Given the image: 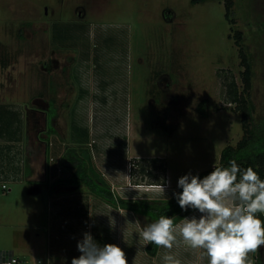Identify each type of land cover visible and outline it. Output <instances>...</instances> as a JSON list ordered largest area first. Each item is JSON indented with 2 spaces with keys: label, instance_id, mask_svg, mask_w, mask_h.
<instances>
[{
  "label": "rangeland",
  "instance_id": "1",
  "mask_svg": "<svg viewBox=\"0 0 264 264\" xmlns=\"http://www.w3.org/2000/svg\"><path fill=\"white\" fill-rule=\"evenodd\" d=\"M192 2L0 0V97L9 110L4 125L10 136L18 115L31 109L20 147H30L37 166L46 162L50 170L34 195L26 174L8 181V192L0 182V255L17 256L23 264L45 260L51 194L73 190L56 182L66 176L58 162L71 149L88 153L116 192L111 173L102 169L116 157L103 149L124 140L126 167L114 171L127 200H168L180 177L218 166L224 149L244 137L241 114L226 99L233 79L243 91L241 48L255 73L253 124L264 130V0H236L230 20L223 0ZM204 102L205 118L198 112ZM85 131L90 139L81 142ZM152 159L167 162L172 185L164 193L147 185L150 178L138 185L141 176L131 175L135 163ZM185 248L191 249L176 250ZM183 254L190 257L187 250ZM251 255L264 264V247Z\"/></svg>",
  "mask_w": 264,
  "mask_h": 264
},
{
  "label": "clouds",
  "instance_id": "2",
  "mask_svg": "<svg viewBox=\"0 0 264 264\" xmlns=\"http://www.w3.org/2000/svg\"><path fill=\"white\" fill-rule=\"evenodd\" d=\"M173 198L183 218L161 215L154 222L135 224L147 244L173 249L181 244L203 251L207 264H256L252 255L264 247V179L253 167L242 168L235 159L227 166H213L206 176L189 172L178 179ZM165 192L164 185H158ZM145 245V246H146ZM81 253L71 264H128L125 252L117 244H98L85 232L78 241ZM163 264H182L168 252ZM0 264H16L0 255Z\"/></svg>",
  "mask_w": 264,
  "mask_h": 264
},
{
  "label": "crops",
  "instance_id": "3",
  "mask_svg": "<svg viewBox=\"0 0 264 264\" xmlns=\"http://www.w3.org/2000/svg\"><path fill=\"white\" fill-rule=\"evenodd\" d=\"M2 88H4V84L0 83V89ZM5 101L6 100L3 96L0 97V103L2 104L1 110H3L4 114V119L0 120V182L2 184V190L3 192H8L9 189L4 190L3 185H7L6 183H8V181L13 183L16 180L20 181L26 174V179L35 184L29 193L31 195L40 193V185L45 182L44 179H46V175L48 176V173L50 172L48 163L44 162L43 166L40 164V166H37V161L32 160L34 152L31 148L29 147L28 149L27 147V152H24V148L20 147L24 141V128L25 142L28 138L26 131H28L30 114L27 113V110L31 109L27 108L25 110V118L23 114L18 115L19 119L12 125L13 133L9 136L7 135V126L4 125V120L7 121V116L9 115V110ZM99 138H103V136L100 135ZM89 139L88 131L83 132L79 137V141L81 142H87ZM122 142L123 143H120L119 145L115 144L112 146L113 148L109 147V149H103L104 153H107L106 155L114 156L116 158L111 159L109 163L107 161V166H103L102 169L105 173L110 172L116 182V192L113 191L114 195L121 199H128L123 196L125 192L122 190L120 173L119 171H114L126 167L128 153L127 145L124 144V140ZM117 146L119 149L114 148ZM120 146L122 151L124 147L122 154L119 153ZM130 147L131 146H129V148ZM22 165L26 166L28 172L25 173L26 169H22ZM39 168L43 171L42 174L37 170ZM98 168L101 170L100 167ZM110 183L114 184L111 181ZM167 185H172V181H170L169 177ZM60 188H64V186ZM70 189L73 190L71 192L63 193L55 191V194H51V219H49L48 250L45 260L38 261V264H71L73 258H78L81 255L77 249V243L83 239V234L85 232L91 233L94 240L101 246L105 244H117L120 246L125 252L128 264H163L162 257L168 252L175 254L181 259V261L183 260L182 264H207V259L205 255H203L202 250L196 254L192 249L185 248L190 256L189 258H186L183 254L186 250L181 249L180 253H178L176 249L179 247H174L173 249H168L164 252V248L160 246L157 256L154 258L150 257L147 253L148 244L146 245V242L143 241L142 236L140 235V229L135 224L139 221L142 225L144 219L146 220L150 218L112 207L95 196L85 186H71ZM129 200L139 201L142 199L131 198ZM147 200H149V198H147ZM181 245L184 248L185 245ZM191 256L198 258H191ZM12 257L19 260L20 264H23L21 258L17 256Z\"/></svg>",
  "mask_w": 264,
  "mask_h": 264
},
{
  "label": "trees",
  "instance_id": "4",
  "mask_svg": "<svg viewBox=\"0 0 264 264\" xmlns=\"http://www.w3.org/2000/svg\"><path fill=\"white\" fill-rule=\"evenodd\" d=\"M213 0H193V5L204 4ZM226 6V18L230 20V17L234 14V8L236 6V0H223ZM238 37L237 44L240 45L243 41V36L240 33L236 35ZM241 65L245 69L243 73V91H240L239 86L233 79L226 85L227 101L230 105L235 106V111L241 114L244 137L240 143L236 146H229L222 152L221 160L218 166H227L233 159L242 168L253 167L254 170H258L259 175L264 179V130L253 124V115L255 113V104L252 101L253 80H254V67L249 56L243 48L240 49ZM206 102L202 103L198 107V112L201 116L208 117L204 111ZM51 131L54 132L51 126ZM84 154V155H83ZM88 153H83L82 150L79 153L76 149L67 151L58 162V169L62 171L64 176L62 179L56 181L60 184L58 186L68 187H87L95 196L102 199L104 202L112 207L120 208L127 212H132L136 215H141L150 218L155 221L161 215H167L169 217L177 216V223L179 218H183L191 213L181 211L176 200L172 197L168 200H139L131 201L127 199H121L114 195L111 190V186L102 179L98 171L91 165L90 157ZM53 160V161H52ZM55 162L54 158H51V163ZM148 165L135 163L132 166L131 175L136 177L137 174L141 176V180L150 178L153 182L147 184L150 186H158L160 184L167 185V162L163 159H152L148 162ZM138 168V169H137ZM137 170V172H136ZM213 169L202 172L199 175L201 177L209 174ZM182 191L181 189L177 192ZM261 219H264L261 216ZM160 250V246L154 244H148L147 253L150 257L157 256Z\"/></svg>",
  "mask_w": 264,
  "mask_h": 264
},
{
  "label": "built area",
  "instance_id": "5",
  "mask_svg": "<svg viewBox=\"0 0 264 264\" xmlns=\"http://www.w3.org/2000/svg\"><path fill=\"white\" fill-rule=\"evenodd\" d=\"M53 161V160H52ZM58 172H60L61 173V170L59 169L58 170ZM3 189L4 190H8V187H7V185H3ZM264 217V216H263ZM8 258H13L12 256H10V257H8ZM14 259V258H13ZM15 261H16V264H18V260H16V259H14Z\"/></svg>",
  "mask_w": 264,
  "mask_h": 264
}]
</instances>
